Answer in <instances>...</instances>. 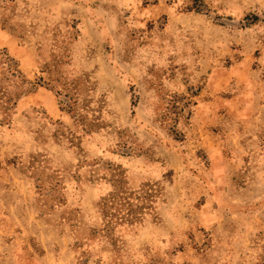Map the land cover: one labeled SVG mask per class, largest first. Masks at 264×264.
Here are the masks:
<instances>
[{"label":"rangeland","instance_id":"rangeland-1","mask_svg":"<svg viewBox=\"0 0 264 264\" xmlns=\"http://www.w3.org/2000/svg\"><path fill=\"white\" fill-rule=\"evenodd\" d=\"M0 264H264V0H0Z\"/></svg>","mask_w":264,"mask_h":264},{"label":"trees","instance_id":"trees-1","mask_svg":"<svg viewBox=\"0 0 264 264\" xmlns=\"http://www.w3.org/2000/svg\"><path fill=\"white\" fill-rule=\"evenodd\" d=\"M195 4L201 3V0H193ZM49 80L53 83H56L54 87L60 89L57 94L59 97H62V104L66 106L69 111L76 113L78 110L80 101V93L78 92V85L68 82H59L58 80ZM118 185L115 192L109 194V196L103 199L101 204V210H104L107 214V217H110V220H117L121 222L133 221L136 217L137 211L149 210L151 209V204L156 194L154 187L147 186L145 190L137 192L135 195L132 192H128L121 186V180L117 182ZM132 200L137 201V204H134ZM124 213V214H121ZM133 219V220H132Z\"/></svg>","mask_w":264,"mask_h":264}]
</instances>
